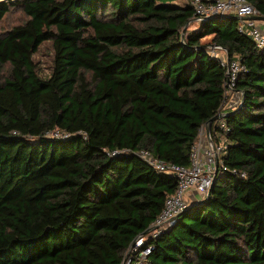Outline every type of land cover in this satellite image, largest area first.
I'll use <instances>...</instances> for the list:
<instances>
[{
  "label": "trees",
  "instance_id": "obj_1",
  "mask_svg": "<svg viewBox=\"0 0 264 264\" xmlns=\"http://www.w3.org/2000/svg\"><path fill=\"white\" fill-rule=\"evenodd\" d=\"M174 1L0 0V22L19 13L0 32V264H120L176 188L135 152L188 166L223 100L209 35L246 68L228 129L210 127L225 170L150 241L148 260L264 264V49L231 15L188 32L192 7ZM247 1L264 16V0ZM44 41L48 77L33 59Z\"/></svg>",
  "mask_w": 264,
  "mask_h": 264
},
{
  "label": "built area",
  "instance_id": "obj_2",
  "mask_svg": "<svg viewBox=\"0 0 264 264\" xmlns=\"http://www.w3.org/2000/svg\"><path fill=\"white\" fill-rule=\"evenodd\" d=\"M190 5L193 13L191 20L199 22L211 16H235L238 19V31L249 36L257 49H264V32L253 18L259 12L247 0H190ZM206 49L225 68L223 100L217 109L218 118L215 121L218 128L227 130L224 118L241 104L242 92L235 88V84L239 74L246 68L238 56L230 59L227 50L220 45L208 44ZM206 126L205 123L199 129L191 146L188 166L162 160L148 150L135 152L155 170L172 175L176 180V188L166 196L162 209L146 228L147 231L139 233L131 242L120 264H150L148 255L153 248L150 241L170 227L190 203L206 198L217 173L225 170L222 156L227 143L214 141L209 129L206 131ZM46 135L64 138L68 133L55 129Z\"/></svg>",
  "mask_w": 264,
  "mask_h": 264
},
{
  "label": "rangeland",
  "instance_id": "obj_3",
  "mask_svg": "<svg viewBox=\"0 0 264 264\" xmlns=\"http://www.w3.org/2000/svg\"><path fill=\"white\" fill-rule=\"evenodd\" d=\"M176 2L177 4H180V5L190 4V0H177ZM18 15L19 13L12 12L11 14L7 16V18L3 19L0 22V32L4 31L12 23H15ZM259 22H260L259 20H256V23H259ZM198 26H199V22L193 21L188 26V32L198 28ZM259 29L262 30L260 26H259ZM52 57H53V49L51 47L50 41L42 42L38 50L33 54V59L37 66V72L41 77H48V75L50 74Z\"/></svg>",
  "mask_w": 264,
  "mask_h": 264
},
{
  "label": "crops",
  "instance_id": "obj_4",
  "mask_svg": "<svg viewBox=\"0 0 264 264\" xmlns=\"http://www.w3.org/2000/svg\"><path fill=\"white\" fill-rule=\"evenodd\" d=\"M177 1V0H176ZM176 1H174V3L175 4H177V2ZM177 5H180V4H177ZM232 16V15H231ZM235 17V16H234ZM236 18V17H235ZM237 19V18H236ZM238 20V19H237ZM193 21H196V20H189L188 21V23L186 24V27L188 28V26L193 22ZM260 22L258 23V25L261 27V29H262V31L264 32V20H259ZM197 22H199V21H197ZM237 24H238V21H237ZM203 39V40H202ZM201 40H202V42L203 43H206L207 45L210 43L209 41H210V39H211V35H209V36H206V37H204V38H202ZM206 45V46H207ZM212 124V123H211ZM210 127H211V125H210ZM210 127L209 128H207L206 127V131H207V129H209V131H210Z\"/></svg>",
  "mask_w": 264,
  "mask_h": 264
},
{
  "label": "water",
  "instance_id": "obj_5",
  "mask_svg": "<svg viewBox=\"0 0 264 264\" xmlns=\"http://www.w3.org/2000/svg\"><path fill=\"white\" fill-rule=\"evenodd\" d=\"M253 18L254 19H256V20H264V16H261V15H256V16H253ZM186 28V25L184 26V29ZM183 29V30H184ZM203 47V46H202ZM204 47H206V46H204ZM217 118H218V115L217 114H215L214 116H212L209 120H207V122H206V124H207V128H209L210 127V125H211V123L213 122V121H215V120H217ZM208 130V129H207ZM145 231H147L146 229H145Z\"/></svg>",
  "mask_w": 264,
  "mask_h": 264
}]
</instances>
